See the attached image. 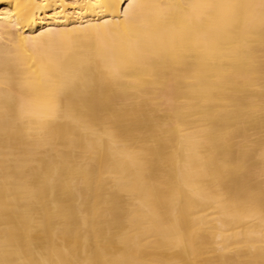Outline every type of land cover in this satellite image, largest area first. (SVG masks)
I'll return each instance as SVG.
<instances>
[{"label": "bare ground", "instance_id": "obj_1", "mask_svg": "<svg viewBox=\"0 0 264 264\" xmlns=\"http://www.w3.org/2000/svg\"><path fill=\"white\" fill-rule=\"evenodd\" d=\"M0 264H264V0H0Z\"/></svg>", "mask_w": 264, "mask_h": 264}]
</instances>
